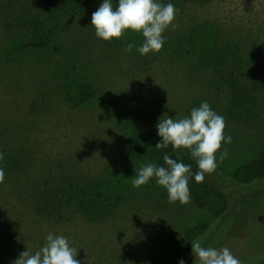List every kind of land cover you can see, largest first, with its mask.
I'll return each mask as SVG.
<instances>
[{
	"label": "rangeland",
	"instance_id": "374dc122",
	"mask_svg": "<svg viewBox=\"0 0 264 264\" xmlns=\"http://www.w3.org/2000/svg\"><path fill=\"white\" fill-rule=\"evenodd\" d=\"M36 1L0 0V129L10 135L18 162L0 183V264H12L26 248L35 252L49 232L68 238L80 264H177L180 258L196 264L191 242L197 241L229 248L242 264H264V178L238 184L231 177L264 148V0H194L175 6V27L163 33L164 45L144 56L136 51L140 33L130 35L133 49L125 51L126 35L109 43L95 35L92 14L78 17L58 35L61 59L74 63L115 104L78 100L80 88L64 68L43 55H15L14 47L8 48L6 11L13 3ZM97 2L99 7L102 0ZM202 21L215 24L220 41L236 44L241 69L222 77L198 63L197 50L173 52V38ZM201 101L224 117V133L232 137L217 150L219 157L226 149L227 158L204 174L211 191L203 206L191 197L185 204L169 203L162 186L152 187L155 178L133 187L136 172L151 163L152 154L136 162L131 137L140 128L120 108L136 110L156 128L159 118H183ZM146 141L149 152L152 142ZM106 169L127 176L126 197L107 217L73 214L53 222L36 211L34 180L42 172L91 177Z\"/></svg>",
	"mask_w": 264,
	"mask_h": 264
},
{
	"label": "trees",
	"instance_id": "16d2710c",
	"mask_svg": "<svg viewBox=\"0 0 264 264\" xmlns=\"http://www.w3.org/2000/svg\"><path fill=\"white\" fill-rule=\"evenodd\" d=\"M190 1L194 0H161L162 3L171 2L175 6ZM195 1L202 2L201 0ZM115 4L113 3L114 7ZM15 5V3L12 4L11 8L6 11V18H3L5 31L12 45L8 48L14 47L15 55H43L42 57L56 66L64 68L71 81L79 86L78 100L82 102L100 98L115 104L114 98L95 87L93 82L79 72L74 63L61 59L58 42V35L68 30L78 17L88 16L98 8L97 0H40L33 3H19L14 7ZM135 33L133 31L124 33L123 36H127V43L130 35L133 37ZM217 33L218 29L215 24L202 21L188 26L184 32L175 36L169 47L173 48L175 53L183 51L182 49L186 52H190L191 49L197 50L196 59L199 64L225 77L229 73L228 70L242 68L240 64L242 55L237 56L236 44L220 41ZM120 41H122V36L107 42L118 43ZM239 102L242 104L244 101L239 98ZM120 109L126 110L132 116V123L135 127L140 128V131H135L131 137V141L136 146L137 153L134 154L136 162L143 163L142 154L144 156L151 153L150 162L163 166L162 155L167 154L173 159L190 164L193 173L198 170L187 150L173 151L170 144L167 148H156V143L161 139L157 135V129L142 120L136 110L132 113L127 108ZM9 136L0 129V153L4 155L3 160H0V167L4 169L5 178L11 176L18 165L17 152L11 147ZM146 138L152 142L149 152ZM231 177L238 184H248L264 178V148L257 157L238 165L232 171ZM126 178L127 176L121 174L120 170L113 172L106 169L103 173L91 177H85L72 171H44L34 180L36 211L53 222L64 221L73 214H80L89 220L103 219L111 214L126 197ZM155 182H150L152 187H155ZM188 187L194 203L197 206H203L204 198L211 191L207 189V184L204 181L196 182L192 178L188 182ZM222 208L223 206L220 207Z\"/></svg>",
	"mask_w": 264,
	"mask_h": 264
},
{
	"label": "clouds",
	"instance_id": "9594fccd",
	"mask_svg": "<svg viewBox=\"0 0 264 264\" xmlns=\"http://www.w3.org/2000/svg\"><path fill=\"white\" fill-rule=\"evenodd\" d=\"M178 9L171 2L161 0H102V3L91 15V25L95 35L105 41L119 39L126 31L138 32L143 37L136 51L144 56L159 51L165 43L163 33L173 24ZM133 44L128 43L125 51H132ZM157 135L161 138L156 148H167L173 151L187 150L197 165V171H191V165L162 155L164 165L146 163L140 166L132 180L133 187H139L155 178L156 183L167 192L169 203L179 201L188 203L190 191L188 182L194 178L202 182L205 173L216 170L219 159L222 162L228 156L226 149L219 152L221 142L231 143L232 137L224 133V117L216 113L207 101H201L199 107H193L189 115L180 119L167 116L156 124ZM4 155L0 153V160ZM5 179V172L0 167V183ZM45 243L35 252L22 251L12 264H80L75 259L77 250L73 248L62 234L49 232L44 237ZM196 264H242L241 259L227 247L203 246L199 241L191 242ZM177 264H185L180 258Z\"/></svg>",
	"mask_w": 264,
	"mask_h": 264
}]
</instances>
